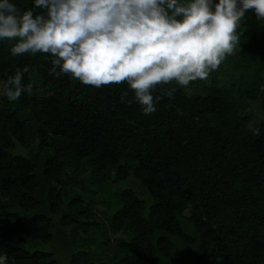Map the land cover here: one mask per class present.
I'll use <instances>...</instances> for the list:
<instances>
[{"label": "trees", "instance_id": "obj_1", "mask_svg": "<svg viewBox=\"0 0 264 264\" xmlns=\"http://www.w3.org/2000/svg\"><path fill=\"white\" fill-rule=\"evenodd\" d=\"M238 33L220 65L230 77L157 86L150 115L127 83L87 86L52 73L51 55L13 56L15 41H0V255L264 264V20L249 10ZM26 66L32 93L9 101L3 86Z\"/></svg>", "mask_w": 264, "mask_h": 264}, {"label": "clouds", "instance_id": "obj_2", "mask_svg": "<svg viewBox=\"0 0 264 264\" xmlns=\"http://www.w3.org/2000/svg\"><path fill=\"white\" fill-rule=\"evenodd\" d=\"M34 7L44 11L0 0V41H15L13 56L49 54L52 73L97 89L127 83L145 115L161 99L157 86L205 80L234 53L247 11L264 20V0H34ZM29 71L8 77L9 101L32 93L22 83ZM249 130L260 136L259 126ZM0 264H9L7 255Z\"/></svg>", "mask_w": 264, "mask_h": 264}, {"label": "rangeland", "instance_id": "obj_3", "mask_svg": "<svg viewBox=\"0 0 264 264\" xmlns=\"http://www.w3.org/2000/svg\"><path fill=\"white\" fill-rule=\"evenodd\" d=\"M237 51H238V48L236 47V49H235L234 52H237ZM216 70H217V71H220L223 75H226V76H229V77L232 75L231 72H229L228 66H227V68H226V67H223V68H221V69H220V66H219ZM223 75H222V76H223ZM223 77H224V76H223ZM0 87H1V86H0ZM188 90H190V88H189ZM99 200H101V199H100V198H97V199H96L97 202H99ZM99 206H100L102 209H104V205H103V204H99ZM107 236H108V238H109L110 240H112V241H113V239H114V237H115V235L111 232V230L108 231Z\"/></svg>", "mask_w": 264, "mask_h": 264}]
</instances>
